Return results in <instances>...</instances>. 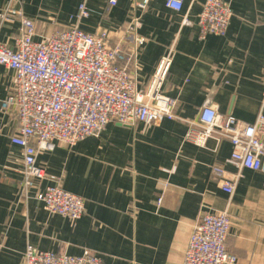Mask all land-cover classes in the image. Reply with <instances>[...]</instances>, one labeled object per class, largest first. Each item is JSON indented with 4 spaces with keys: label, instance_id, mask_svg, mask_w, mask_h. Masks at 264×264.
Listing matches in <instances>:
<instances>
[{
    "label": "crops",
    "instance_id": "crops-1",
    "mask_svg": "<svg viewBox=\"0 0 264 264\" xmlns=\"http://www.w3.org/2000/svg\"><path fill=\"white\" fill-rule=\"evenodd\" d=\"M203 3L184 0L177 13L165 0H153L142 14L137 89L145 88L174 47L163 94L175 102V120L149 127L112 122L96 137L37 155L46 173L41 189L58 184L84 200L78 221L45 211L33 198L35 189L23 195L22 150L10 144L14 126L0 112V264H21L28 244L70 256L91 251L102 264H182L200 217L223 210L230 217L226 247L236 264H264V174L244 170L229 198L212 174L214 166L235 172L226 163L229 140L216 135L204 146L186 140L206 101L219 115L244 124H253L260 111L264 116V0H230L225 35L200 40ZM81 4L90 15L79 22ZM7 8L23 12L41 35L78 27L87 34L104 30L112 41L133 13L134 0L114 6L108 0H0V14ZM184 18L190 25H183ZM18 28L16 19L0 22V43L12 47ZM13 85V73L0 66V103Z\"/></svg>",
    "mask_w": 264,
    "mask_h": 264
},
{
    "label": "built area",
    "instance_id": "built-area-1",
    "mask_svg": "<svg viewBox=\"0 0 264 264\" xmlns=\"http://www.w3.org/2000/svg\"><path fill=\"white\" fill-rule=\"evenodd\" d=\"M153 0H134L128 22L112 35L101 30L87 34L71 27L49 35L38 33L33 20L15 8L0 14V22H19L18 36L12 47L0 43V66L14 75L12 91L0 103V112L13 123L10 144L22 150V193L36 190L34 199L45 211L71 222L84 213V200L66 192L60 185L40 188L45 170L37 164L39 153L52 152L57 145L73 147L89 137L98 136L109 123L154 126L163 120H175V102L163 94V86L175 57L170 47L161 57L144 89H137L136 61L145 38L139 35L142 14ZM184 0H165V7L182 10ZM110 6L116 0H108ZM90 13L84 4L78 7L77 21ZM232 18L230 0H204L197 18L198 38L225 35ZM183 25L190 22L184 18ZM133 66V67H132ZM130 67L135 72H131ZM264 108V72L261 110ZM197 129L186 140L204 146L216 135L226 137L232 147L226 163L228 172L212 168L220 188L233 196L244 170L264 174V116L260 111L253 124H244L232 116H221L209 101L199 112ZM162 198L157 199L160 205ZM230 217L227 210L203 214L190 235L182 264H236L227 251ZM21 264H102L91 251L80 256L36 250L28 244Z\"/></svg>",
    "mask_w": 264,
    "mask_h": 264
}]
</instances>
